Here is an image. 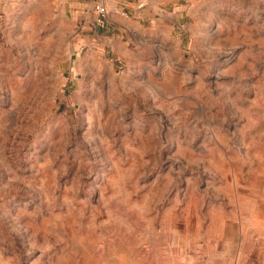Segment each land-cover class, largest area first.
I'll use <instances>...</instances> for the list:
<instances>
[{
  "label": "rangeland",
  "instance_id": "rangeland-1",
  "mask_svg": "<svg viewBox=\"0 0 264 264\" xmlns=\"http://www.w3.org/2000/svg\"><path fill=\"white\" fill-rule=\"evenodd\" d=\"M95 1L0 0V264H193L241 232L253 247L264 0L100 21Z\"/></svg>",
  "mask_w": 264,
  "mask_h": 264
},
{
  "label": "crops",
  "instance_id": "crops-1",
  "mask_svg": "<svg viewBox=\"0 0 264 264\" xmlns=\"http://www.w3.org/2000/svg\"><path fill=\"white\" fill-rule=\"evenodd\" d=\"M146 1L151 3L158 2L157 0H104V13L144 12L146 10V7H144ZM92 11H94L93 8ZM97 18L98 16L96 15V20ZM121 52H126V50L124 49ZM241 233L237 239L239 246L235 245L231 249L224 247L220 249L217 247L214 251L207 252L206 261L194 262L193 264H264V235L259 236L257 244L249 247L247 245V236ZM225 237H228V235ZM213 241L217 244V240L214 239Z\"/></svg>",
  "mask_w": 264,
  "mask_h": 264
},
{
  "label": "built area",
  "instance_id": "built-area-1",
  "mask_svg": "<svg viewBox=\"0 0 264 264\" xmlns=\"http://www.w3.org/2000/svg\"><path fill=\"white\" fill-rule=\"evenodd\" d=\"M103 2H104V0H97L92 5L93 10L95 11L96 15L98 16L97 21H100L99 16L103 15L105 12Z\"/></svg>",
  "mask_w": 264,
  "mask_h": 264
}]
</instances>
